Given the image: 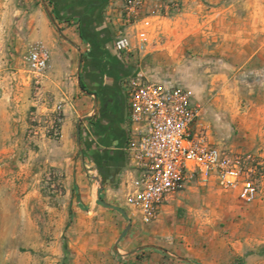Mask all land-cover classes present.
I'll return each instance as SVG.
<instances>
[{
    "label": "rangeland",
    "instance_id": "obj_1",
    "mask_svg": "<svg viewBox=\"0 0 264 264\" xmlns=\"http://www.w3.org/2000/svg\"><path fill=\"white\" fill-rule=\"evenodd\" d=\"M56 1L55 7L47 0H0V98L23 93L9 86L24 74L28 99L38 95L28 57L40 47L23 51L18 42L25 15L49 13L55 29L77 40L66 52L69 62L73 50L82 52V62L91 59L68 9L80 11L90 0ZM96 16L104 50L114 54L117 31L136 43L123 25L125 0H108ZM137 17L153 19V34L144 50L122 59L128 76L140 72L189 89L201 107L206 141L261 163L250 172L256 199L244 203L236 191L191 181L157 221L144 225L125 206L123 186L104 188L82 144L65 156L56 148L53 159L40 155L30 108L27 128L10 138L9 128L0 129V264H264V0H142ZM73 89L69 84L70 94ZM61 116L63 122L64 111ZM83 128L81 121L80 133ZM100 187L102 200L131 220L118 243L128 221L99 204Z\"/></svg>",
    "mask_w": 264,
    "mask_h": 264
},
{
    "label": "built area",
    "instance_id": "obj_2",
    "mask_svg": "<svg viewBox=\"0 0 264 264\" xmlns=\"http://www.w3.org/2000/svg\"><path fill=\"white\" fill-rule=\"evenodd\" d=\"M141 6L142 0H125L123 25L131 28L136 43L129 33H115L113 51L121 60L134 49L144 50L153 34V19L137 17ZM48 59L43 48L29 53L28 68L37 94ZM123 91L129 114L124 148L129 177L124 181V204L132 216L144 225L157 221L191 181L236 191L244 203L256 199L257 180L250 172L261 163L250 155H233L206 141L201 130V107L193 102L189 89L153 81L137 72L124 80ZM62 112L57 104L50 115L47 133L55 140L60 137Z\"/></svg>",
    "mask_w": 264,
    "mask_h": 264
},
{
    "label": "crops",
    "instance_id": "obj_3",
    "mask_svg": "<svg viewBox=\"0 0 264 264\" xmlns=\"http://www.w3.org/2000/svg\"><path fill=\"white\" fill-rule=\"evenodd\" d=\"M23 18L19 20V23H23L18 38L20 49L25 51L33 45H39L48 54V65L36 98L28 99V74L19 75L22 78L9 86L23 93L7 94L0 98V129L9 128L11 135L7 137L10 138L18 128H27L28 110L32 108L39 123L34 141L40 149V155L53 159L51 152L56 148L65 156L75 145L79 148L82 144L91 154L102 176L104 188L114 191L120 185L124 190V181L129 177V165L124 151L129 127L123 91V82L130 74L126 66L117 57L121 68L116 73L110 71L111 67L105 58L101 62L89 59L82 62V67V52L74 51L73 48L75 57L73 63L69 62L66 52L71 48L70 42H77L75 38H69L64 32L57 33L47 14L40 11ZM79 74L90 94L80 90ZM21 84L25 88H21ZM69 84L74 87L73 94L67 90ZM57 104H61L64 111L59 142L47 136L50 115ZM81 121L84 127L82 134L79 130Z\"/></svg>",
    "mask_w": 264,
    "mask_h": 264
},
{
    "label": "trees",
    "instance_id": "obj_4",
    "mask_svg": "<svg viewBox=\"0 0 264 264\" xmlns=\"http://www.w3.org/2000/svg\"><path fill=\"white\" fill-rule=\"evenodd\" d=\"M50 4L59 6L61 2L56 0H47ZM62 1V0H61ZM65 1V0H63ZM62 1V2H63ZM108 0H90L89 3L84 6L79 12L75 13L71 10L70 20L77 19L78 21V35L79 37L86 42L89 47V56L93 61L101 62L103 58H105V62L110 65L112 73H116L117 69L121 68L119 60L115 54H111L108 51L104 50L102 44L97 39V33L94 31L97 17V12L101 10L106 4ZM68 9H74L68 7ZM51 23L54 25V21L49 13H47ZM60 20V19H59ZM65 22H69V20H64ZM96 22V23H95ZM55 26V25H54ZM57 33L61 34V31L56 29ZM80 63L82 64V55L80 56ZM116 69V70H115ZM128 70V69H127ZM78 86L80 90L90 94L87 90L85 83L83 82L82 75L79 74ZM80 143V140H79ZM69 216H72L71 210H69Z\"/></svg>",
    "mask_w": 264,
    "mask_h": 264
},
{
    "label": "water",
    "instance_id": "obj_5",
    "mask_svg": "<svg viewBox=\"0 0 264 264\" xmlns=\"http://www.w3.org/2000/svg\"><path fill=\"white\" fill-rule=\"evenodd\" d=\"M97 201L99 202V204H101L102 206H104L106 208H110V209H114V210L119 211L122 214V216L128 221V225L126 226V228L124 229V231L121 233L120 237L117 240V243H118L123 238V236L128 232V230L130 229L131 220L122 208H120L118 206L111 205V204L106 203L105 201L102 200V198H101V187L97 189Z\"/></svg>",
    "mask_w": 264,
    "mask_h": 264
},
{
    "label": "flooded vegetation",
    "instance_id": "obj_6",
    "mask_svg": "<svg viewBox=\"0 0 264 264\" xmlns=\"http://www.w3.org/2000/svg\"><path fill=\"white\" fill-rule=\"evenodd\" d=\"M71 10H72V12H75V13L79 12V11H76L75 9H71Z\"/></svg>",
    "mask_w": 264,
    "mask_h": 264
}]
</instances>
